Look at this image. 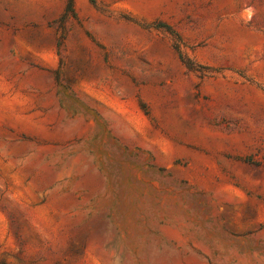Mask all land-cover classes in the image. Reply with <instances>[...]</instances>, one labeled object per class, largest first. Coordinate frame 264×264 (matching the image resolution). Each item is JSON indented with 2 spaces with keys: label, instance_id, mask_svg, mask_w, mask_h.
Segmentation results:
<instances>
[{
  "label": "rangeland",
  "instance_id": "374dc122",
  "mask_svg": "<svg viewBox=\"0 0 264 264\" xmlns=\"http://www.w3.org/2000/svg\"><path fill=\"white\" fill-rule=\"evenodd\" d=\"M68 3L0 0V264H264V0Z\"/></svg>",
  "mask_w": 264,
  "mask_h": 264
},
{
  "label": "bare ground",
  "instance_id": "6f19581e",
  "mask_svg": "<svg viewBox=\"0 0 264 264\" xmlns=\"http://www.w3.org/2000/svg\"><path fill=\"white\" fill-rule=\"evenodd\" d=\"M2 85L0 84V117L7 119L11 122H14L15 124L18 125L26 126L33 129L40 128L41 127L40 121L36 120L31 115H24L23 112H21L17 108V106L20 105V102L16 98L11 99L8 96L1 95V90L3 89V88L1 89Z\"/></svg>",
  "mask_w": 264,
  "mask_h": 264
},
{
  "label": "trees",
  "instance_id": "16d2710c",
  "mask_svg": "<svg viewBox=\"0 0 264 264\" xmlns=\"http://www.w3.org/2000/svg\"><path fill=\"white\" fill-rule=\"evenodd\" d=\"M68 8H69V9H72V0H69Z\"/></svg>",
  "mask_w": 264,
  "mask_h": 264
}]
</instances>
